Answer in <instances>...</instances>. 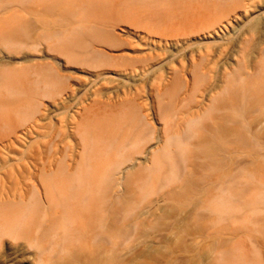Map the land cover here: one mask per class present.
I'll return each instance as SVG.
<instances>
[{
  "label": "bare ground",
  "instance_id": "1",
  "mask_svg": "<svg viewBox=\"0 0 264 264\" xmlns=\"http://www.w3.org/2000/svg\"><path fill=\"white\" fill-rule=\"evenodd\" d=\"M44 1L33 4L40 7ZM60 10L67 13V24L41 26L38 41L47 44L46 54L64 55V67L80 64L96 69V78L106 68L139 74L119 83L121 91L112 92V98L105 92L75 91L71 81L81 80L51 67L58 78L51 83L57 87L56 107L46 111L47 132L40 135L38 128L43 126L37 123L46 109L40 110L42 103L31 104L20 124L12 121L0 138V146L8 147L35 131L45 139L33 164L16 178L21 189L0 194V246L6 255L18 264H122L123 247L132 238L121 227L125 221H108L103 214L109 171L117 172L113 184L118 188L140 183L139 178L164 165L168 188L199 190V184H206L211 201L229 216L236 202L246 207L249 195L260 193L264 32L256 37L248 25L264 16V0H64ZM4 13H0V43L6 45L13 35ZM227 29L224 48L208 46L201 52L199 45L194 50L183 44L200 34L221 38ZM134 34L141 38L137 43H132ZM72 38L82 44L56 49L55 44ZM7 58L0 56V95L7 93L20 109L28 101L17 99L15 92L25 76L14 69L9 72L3 65ZM35 61L23 59V63ZM6 99L0 96V104L6 106ZM87 99L77 114L71 113ZM118 115L134 119L127 144L131 149L123 141L109 140V127ZM153 141L157 146L150 145ZM119 157L127 160L116 168ZM149 215L147 209L140 218ZM249 230L246 225L223 238L210 264H231L233 258L251 264L250 247L262 250L264 239L251 237ZM3 257L0 263L8 264Z\"/></svg>",
  "mask_w": 264,
  "mask_h": 264
},
{
  "label": "rangeland",
  "instance_id": "2",
  "mask_svg": "<svg viewBox=\"0 0 264 264\" xmlns=\"http://www.w3.org/2000/svg\"><path fill=\"white\" fill-rule=\"evenodd\" d=\"M63 6L64 0H46L41 3L40 7L34 5L33 0H0V13L6 12L3 15L10 18L8 30L9 35L10 33L13 35L8 36L9 42L6 45L0 43V56L2 54L8 56L3 62L8 71L14 69L13 71L17 70L21 72L18 74L25 76L23 78L27 82L23 81L22 86H16L15 97L23 100L26 98L25 100L28 101L19 109L17 101L13 103L7 93L1 92V99L3 96L5 99L7 98L5 102L7 104L6 106L0 104V138L7 134L12 121L15 120L16 124H20L19 121L22 120L20 118L23 116L25 108L31 104L33 106V104L40 105L42 103L43 107H40V110L46 109L42 111L45 112L44 117L37 123L40 127L43 126V128H38L40 129L38 131L40 135L47 132L46 127L49 126V121L45 119L46 111L56 107L53 97L57 94V87L55 88L53 84L56 82L55 77L57 75L51 68L53 66L59 74L81 80V82L71 81V88L75 91L83 92V90H87L89 95L94 92H105L109 93L107 96L111 95L112 98L114 97L113 93H120L121 91L119 83H127L131 75L133 76L131 79H134L139 74V72L135 74L120 73L110 69L108 71L106 68L101 70L100 73L102 74L96 78L98 73L96 69L82 67L80 64H70L64 67L63 62L67 60L64 55L58 52H48L46 54L47 44L38 41L41 26L44 22L46 24L54 23L57 26L67 24V13L60 10ZM236 23L235 20L231 27H234ZM248 26V28H253L256 37H259L264 32V16L252 20ZM228 32L229 29L220 34L221 38H219L220 36L209 38L201 34L191 36L188 39L189 41H185L183 44L192 45L191 47L194 50L199 45L201 52L208 46L218 49L224 48L227 46V41L224 42L223 39H227ZM140 39L138 35L134 34L132 43H137ZM79 44H82V42L72 38L66 44H55V47L57 50L62 51L63 47L76 48ZM171 46L173 47L172 44ZM172 47L168 46L169 49ZM68 53L75 59L83 58L78 53ZM24 57L36 59V61L23 63ZM222 59L223 57H220L218 61ZM39 64L44 65L39 67L37 66ZM52 82L53 86L51 85ZM69 97L67 95L65 100L68 101ZM88 102L87 99L83 105L73 108L71 113L77 114L81 107L88 104ZM61 117H55L53 122ZM29 119L28 121H30ZM23 122L26 123V121ZM133 122L134 119L131 117L118 115L109 127V140L113 144L123 141L127 148L131 149L127 144L130 135L134 132ZM27 124L29 123L25 125ZM34 133L21 136V139H18L13 146L8 147L9 145L5 143L0 146V194L2 192L14 194L15 191L21 189V185L17 184L16 178L22 170H27L30 167V163L36 156L35 154L38 153L39 143L45 140L43 137L38 136L39 133L36 134L37 131ZM150 145L155 147V141L151 142ZM126 160L125 157H119L116 168L120 167L119 165ZM173 160L179 162L176 158H173ZM167 172V168L163 165L157 170L144 175L141 179L139 178V181L142 182L125 183L123 187L118 188L113 184L117 172H108L109 182L106 186L105 211L103 214L108 221H125L121 227L124 226L127 237L132 238L123 247L122 264H210L221 240L228 238L231 234L241 232L246 225L247 228H250L248 232H250L251 237L264 239V230L260 228V226L264 228V187L258 195L256 194L257 196L254 195L253 197L251 195L253 199L249 195L250 199L248 197L247 200L250 204L248 203L246 207L243 206V202L241 204L236 202L231 211L232 214L230 213L229 216L228 213L222 212L223 208L218 203L211 201L210 193L205 192V189H207L206 184H199V190L191 187L172 190V186L168 188L170 185L164 183L163 176ZM147 209L150 211L149 217L141 219L140 214ZM139 219L140 225L137 226L135 222ZM5 240L9 244L13 242L8 238H5ZM263 248L259 250L250 247L249 256L251 255V259H249L253 261H250L251 264H264ZM0 255L4 256L3 262L18 264L16 259L6 255L4 247L1 248V246ZM239 260L233 258L231 264H243Z\"/></svg>",
  "mask_w": 264,
  "mask_h": 264
}]
</instances>
